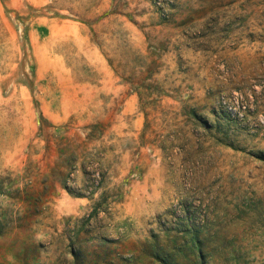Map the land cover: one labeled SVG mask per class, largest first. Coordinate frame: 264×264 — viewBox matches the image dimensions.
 Returning <instances> with one entry per match:
<instances>
[{
    "label": "rangeland",
    "instance_id": "obj_1",
    "mask_svg": "<svg viewBox=\"0 0 264 264\" xmlns=\"http://www.w3.org/2000/svg\"><path fill=\"white\" fill-rule=\"evenodd\" d=\"M0 264H264V0H0Z\"/></svg>",
    "mask_w": 264,
    "mask_h": 264
},
{
    "label": "trees",
    "instance_id": "obj_2",
    "mask_svg": "<svg viewBox=\"0 0 264 264\" xmlns=\"http://www.w3.org/2000/svg\"><path fill=\"white\" fill-rule=\"evenodd\" d=\"M64 188H65L66 190H68L67 187H66V185L64 186ZM68 192H69V190H68Z\"/></svg>",
    "mask_w": 264,
    "mask_h": 264
}]
</instances>
